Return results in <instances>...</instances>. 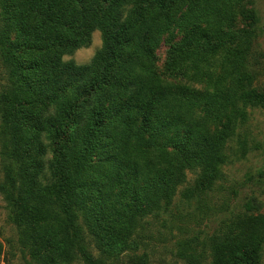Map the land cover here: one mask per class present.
I'll use <instances>...</instances> for the list:
<instances>
[{
	"label": "trees",
	"instance_id": "1",
	"mask_svg": "<svg viewBox=\"0 0 264 264\" xmlns=\"http://www.w3.org/2000/svg\"><path fill=\"white\" fill-rule=\"evenodd\" d=\"M251 1V0H248ZM243 0H0V195L34 264H148L134 258L149 218L175 195L221 180L225 151H248L245 109L264 111V65L235 29ZM170 27L165 83L155 47ZM87 64L64 61L90 41ZM224 63L214 57L241 45ZM170 151V152H168ZM198 172L196 191L179 187ZM187 264H262L263 202L251 197ZM0 243V255L2 253Z\"/></svg>",
	"mask_w": 264,
	"mask_h": 264
},
{
	"label": "rangeland",
	"instance_id": "2",
	"mask_svg": "<svg viewBox=\"0 0 264 264\" xmlns=\"http://www.w3.org/2000/svg\"><path fill=\"white\" fill-rule=\"evenodd\" d=\"M241 5L248 11L254 10L258 18L254 21L245 19L239 13L241 8L235 4V29L249 32L245 37L251 47L249 57L258 59L264 65V0H243ZM182 35V32L170 27L168 32L160 36L155 47V71L165 83L180 81L179 78L166 73L164 64L166 51ZM245 39L240 40L241 45L227 47L214 57L219 63H224L226 58H231L237 50L246 46ZM102 45V34L95 31L89 42L77 48L73 55L63 56V60L87 64ZM260 82H264V75L257 78L255 85ZM245 116L246 124L238 129V133L242 137L248 136V151H225L229 159L222 167L221 180L217 181L212 190L202 191L198 199L189 202H182L178 192L169 211L149 218L141 233L140 246L134 252L135 259L146 255L148 264H187L178 256L181 243L190 240L199 242V247H205L208 238L216 233L227 218L244 210L243 205L248 199L256 197L264 204V111L258 107L247 106ZM197 181V170L187 171L185 184L178 190L190 186L196 191ZM257 215L264 216V209L261 214H253ZM0 243L3 249L0 264H34L18 244L16 228L9 221L6 203L1 195Z\"/></svg>",
	"mask_w": 264,
	"mask_h": 264
}]
</instances>
